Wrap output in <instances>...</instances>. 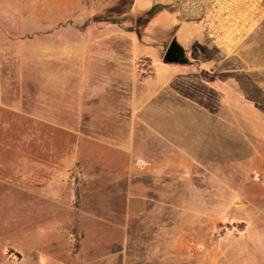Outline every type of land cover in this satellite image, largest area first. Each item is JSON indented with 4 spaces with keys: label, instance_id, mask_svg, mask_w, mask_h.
<instances>
[{
    "label": "rangeland",
    "instance_id": "1",
    "mask_svg": "<svg viewBox=\"0 0 264 264\" xmlns=\"http://www.w3.org/2000/svg\"><path fill=\"white\" fill-rule=\"evenodd\" d=\"M96 1L88 4L99 10ZM118 1L110 6L124 10L123 25L138 27L126 29L133 34L117 36L124 41L131 40L128 35L138 37L141 106L148 104L150 62L164 61L173 39L188 57L180 64L205 54L226 61L249 56L255 61L251 74H260L264 19L236 51L224 53L194 22L202 39L186 44L180 28L187 21L178 16L174 0ZM11 2L7 6L18 4ZM24 12H12L22 25ZM81 13L77 10L75 37L83 43L89 35ZM30 30L8 31L0 25V74L10 78L0 82V90L9 98L13 91H36V82L13 80L29 66L12 62L35 56H28L30 47L41 40L56 41L62 31ZM193 73L209 78L211 71L197 65ZM87 95L86 112L76 115L74 130L0 108V264H264V184L259 179L264 174V113L259 125L253 111L229 112L235 102L225 96L228 102L220 116L234 125L216 121L217 132L229 140L217 141L221 148L215 161L173 162L164 178V170L157 172V164L147 161L144 126L137 141L141 159L132 162L122 149L129 126L127 115L114 112L121 106L119 93L98 81ZM61 118L67 125L68 115ZM146 121L147 115L140 114V123ZM162 166L160 162L158 168Z\"/></svg>",
    "mask_w": 264,
    "mask_h": 264
},
{
    "label": "crops",
    "instance_id": "2",
    "mask_svg": "<svg viewBox=\"0 0 264 264\" xmlns=\"http://www.w3.org/2000/svg\"><path fill=\"white\" fill-rule=\"evenodd\" d=\"M9 2L18 4L7 6ZM96 2L101 4L99 10L94 5L90 6L88 0H52L50 5L45 0H0V25L3 29H31L30 32L35 30L38 33L62 29L56 41L41 40L30 47L28 56H35L12 62L29 66L22 68V73L15 75L13 80L36 82V91L30 95L13 91L9 98L4 89L0 90V108L19 114H35L37 120L53 128L74 130L77 128L76 115L86 112L89 86L92 82L100 81L103 88L119 93L117 98L121 100V106H117L114 112L127 115L125 122L129 132L126 141L121 142L122 149L132 162L141 159L137 141L141 137V126H144L148 138L147 161L157 164L154 165L157 172L163 169L164 178L173 162L215 161V155L221 148L217 141L228 139L226 134L223 137L217 132L216 121L222 119L228 125H234L228 117L220 116L224 104L228 102L225 96H229L233 104L238 102L229 112L253 111L255 122L262 125L264 24L260 29L259 75L251 74V65L255 61L249 56L230 59L231 64L230 60H215L208 54L191 64L152 59L153 73H148L146 80L148 104L141 106L138 37L134 40L133 36L128 35L131 40L124 41L117 36L133 34V31L126 29L138 27L123 25L124 10L117 12V8H112V0ZM22 10L26 15L23 16V25L18 17L12 16L15 11ZM77 10L82 11L84 29H88V42L76 41ZM9 16L10 19H7ZM112 18L117 20L113 21ZM8 20L10 24H2V21ZM191 24L186 22L180 28L188 46L202 39L200 29H194ZM93 34H99L98 38ZM114 34L116 36H110ZM250 48L251 43L246 44L245 55ZM3 60L6 62L8 58L4 57ZM197 65L209 69L210 77L193 73ZM215 66L221 68L215 70ZM6 80L10 78L1 73L0 82ZM206 91H210L211 96ZM64 114L68 115L67 125L61 124V115ZM140 114L147 115V121L143 124L140 123ZM252 133L256 136L259 134L257 131ZM160 162H163L162 168H158ZM259 179L264 184V174Z\"/></svg>",
    "mask_w": 264,
    "mask_h": 264
},
{
    "label": "built area",
    "instance_id": "3",
    "mask_svg": "<svg viewBox=\"0 0 264 264\" xmlns=\"http://www.w3.org/2000/svg\"><path fill=\"white\" fill-rule=\"evenodd\" d=\"M178 16L201 25L220 51H236L264 19V0H174Z\"/></svg>",
    "mask_w": 264,
    "mask_h": 264
},
{
    "label": "water",
    "instance_id": "4",
    "mask_svg": "<svg viewBox=\"0 0 264 264\" xmlns=\"http://www.w3.org/2000/svg\"><path fill=\"white\" fill-rule=\"evenodd\" d=\"M163 60L166 63H187L188 57L186 56L184 47L176 39H173Z\"/></svg>",
    "mask_w": 264,
    "mask_h": 264
},
{
    "label": "flooded vegetation",
    "instance_id": "5",
    "mask_svg": "<svg viewBox=\"0 0 264 264\" xmlns=\"http://www.w3.org/2000/svg\"><path fill=\"white\" fill-rule=\"evenodd\" d=\"M172 41H173V40H172ZM172 41H171V42H172ZM170 44H171V43H170ZM170 44H169V46H168V48H167L166 52L169 50V48H170ZM179 44H180V43H179ZM165 54H166V53H165Z\"/></svg>",
    "mask_w": 264,
    "mask_h": 264
},
{
    "label": "trees",
    "instance_id": "6",
    "mask_svg": "<svg viewBox=\"0 0 264 264\" xmlns=\"http://www.w3.org/2000/svg\"><path fill=\"white\" fill-rule=\"evenodd\" d=\"M113 21L117 20V19H112Z\"/></svg>",
    "mask_w": 264,
    "mask_h": 264
}]
</instances>
